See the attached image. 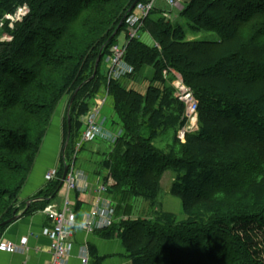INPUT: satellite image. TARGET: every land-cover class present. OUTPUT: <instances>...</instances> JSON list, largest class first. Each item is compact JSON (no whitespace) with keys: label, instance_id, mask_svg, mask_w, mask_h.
Here are the masks:
<instances>
[{"label":"trees","instance_id":"obj_1","mask_svg":"<svg viewBox=\"0 0 264 264\" xmlns=\"http://www.w3.org/2000/svg\"><path fill=\"white\" fill-rule=\"evenodd\" d=\"M136 1L0 0V32L12 36L0 41V225L22 211H43L56 198L64 160L82 137L81 118L107 89L123 134L109 152L91 150L102 158L90 175L107 182L110 173L115 183L107 193L116 208L114 225L96 233L120 237L132 264H264V0H185L178 20L189 31L155 7L141 28L155 45L129 39L125 61L134 72L108 82L105 59L127 33ZM24 6L29 13L11 28L5 17ZM201 32L218 39H187ZM102 49L96 77L70 109L72 134L57 178L37 201L20 206L67 98L63 150L69 103L93 76ZM146 68L150 79L142 77ZM173 72L198 102V130L184 140L178 136L187 123L184 105L164 77ZM125 80L148 85L140 90ZM171 133L165 150L159 148L158 139ZM170 172L176 177L169 194L181 202V219L161 208L162 180ZM138 200L148 212L133 219ZM80 208L77 203L76 214ZM8 226H0V240Z\"/></svg>","mask_w":264,"mask_h":264},{"label":"crops","instance_id":"obj_2","mask_svg":"<svg viewBox=\"0 0 264 264\" xmlns=\"http://www.w3.org/2000/svg\"><path fill=\"white\" fill-rule=\"evenodd\" d=\"M166 9L167 8L163 6H158L156 11L162 16V13H166L163 12ZM175 19H178V17L175 16ZM143 34V38L139 35L141 41L149 46L155 45L154 40L148 33ZM187 39L193 40L195 39V36L189 34ZM104 70L103 73L106 74L107 70ZM146 70L150 69L146 68L144 71ZM148 75L151 76V73L148 72ZM105 125L106 128L111 130L113 119L110 120L108 124L106 121ZM57 134L50 158L45 156L44 159L42 158V161L39 158L37 166L20 198V206L24 202H34L35 196L47 185V173L52 170H58L57 166L62 157L61 130ZM50 137H52V134H50ZM51 139L52 138L49 140ZM94 148L95 147H93V149ZM97 180L98 178H94L90 173L86 172L84 179L83 177H79L78 179L80 189L77 191H68L66 187H63L51 203H56L61 206L63 198L69 197L70 200L74 202V205L76 206L75 208H77V203H80L81 208L78 215L82 218V215L87 214L96 205L97 195L94 193V185H96ZM85 182H88L87 187H89V189L83 188ZM104 199L106 202H110L114 206V202L110 197L105 195ZM137 202L139 206L142 205L141 200H138ZM139 212L140 211H134L131 217L136 219ZM22 214L23 211L19 214L16 221L9 224L3 232L0 240V244L4 241L13 243L18 246L19 251L16 253H10L0 248V264H50L51 239L45 234V230L52 228L51 222L41 210L25 216H22ZM101 231H104V229ZM69 243L71 246L67 264H82V260L86 255L89 258V264H132L131 260L128 258L123 241L117 235L106 237L103 232L90 233L89 231L80 228L74 230Z\"/></svg>","mask_w":264,"mask_h":264},{"label":"built area","instance_id":"obj_3","mask_svg":"<svg viewBox=\"0 0 264 264\" xmlns=\"http://www.w3.org/2000/svg\"><path fill=\"white\" fill-rule=\"evenodd\" d=\"M172 6L180 8L179 0H168ZM155 9V0H151L147 4H138L133 13L127 19V27L129 33V39L137 37L139 29L142 27L144 20L149 16L150 12ZM27 7L20 8L15 16H10V20L13 22L21 21L23 17L27 15ZM165 18L169 16L164 15ZM127 51V44L123 47L115 45L111 49V53L105 59L106 65V78L107 81H119L122 78L132 75L134 70L131 66H128L125 61ZM180 77V75L178 76ZM107 94L109 91L106 89ZM102 99V98H101ZM180 100L187 106L186 119L187 123H198V102L194 97L192 90L188 89L183 92V96L180 95ZM95 101H101L100 98ZM105 105V100H104ZM100 106V107H99ZM102 111L101 103L92 108L87 116L81 119L83 124L82 137L80 141L75 145V150L72 155L71 167L69 163V171L65 179V187L68 191H77L78 178L74 170V165L77 160V156L82 150L85 143H94L97 141H108L114 143L123 132L108 131L104 129L103 122L100 120V112ZM188 129H186L187 131ZM184 140V139H183ZM107 182H103L98 179V185L94 191L97 195L96 205L87 214L82 215V218L76 214V206L69 197L63 198L62 205L59 206L56 203L49 204L43 213L47 216L48 220L52 224V228L46 229L45 234L51 239V261L50 264H67V260L70 256V238L74 230L85 229L90 233L101 231L103 229L110 228L115 222V206L110 202H106L104 195L108 193L115 183L111 176H106ZM57 178V170H52L47 173L46 181L53 182ZM77 178V179H76ZM0 248L10 253H16L19 251L18 246L11 242H1ZM82 264H89V258H83Z\"/></svg>","mask_w":264,"mask_h":264},{"label":"rangeland","instance_id":"obj_4","mask_svg":"<svg viewBox=\"0 0 264 264\" xmlns=\"http://www.w3.org/2000/svg\"><path fill=\"white\" fill-rule=\"evenodd\" d=\"M184 2H185V0H179V4L181 5L180 9L183 8V5L185 4ZM155 6H156V9H157L158 6H163V7L167 8L163 12L171 14V18L173 19L172 22L174 24L175 23H179L182 26L183 30L189 31V27H188V25H187V23L185 21L183 22L181 20L175 19V16L179 17V14H180V11H181L179 8H177L176 6H172L169 3L168 0H155ZM27 11H28L27 12V14H28L29 13V8L28 7H27ZM172 14H173V16H172ZM9 17L10 16H6L5 19L9 23V26L11 28H13V23H15V22L11 21ZM12 17H13V15H12ZM3 23L4 22L0 21V31L3 29L2 28L3 27ZM139 35H141L142 38L144 37L143 36L144 34H143L142 31H140ZM193 36H195V35H193ZM195 39L203 40V41H217L218 37L215 34H212V33L201 32L200 34L195 36ZM128 40H129V35L126 34L125 32H122L116 38L115 44L118 45L119 47H123V46H125L126 42H128ZM0 41L1 42H3V41L10 42V41H12V36L9 35V33H7V32H3L2 31V32H0ZM127 65L129 66V64H127ZM104 69L106 70L105 63H104V66H103V70ZM148 72L151 73L152 71L151 70H146V71H144L143 75L145 76V78H149L150 79L152 77V73H151V76H149ZM143 75H142V77H143ZM129 76H131V75H129ZM178 76H179L178 73L173 72L172 75H168L167 74L164 77H165V80L168 81L172 85V87H174L175 98H178L179 101L184 105V109H185L184 115L186 117L187 106L180 100V95L183 96V92L185 90H188V89L190 90V88L186 85V83L184 82V79L182 78V76H180V77H178ZM122 82H123V85H129V84L130 85H134L135 84V88H137V89L140 88V90H145L147 85H148V83H146V82H143V83H140V84H136V82L132 81V80H130V81L129 80H125V81H122ZM193 94H194V92H193ZM99 97H100L101 101L98 102V101L94 100L92 108L97 107L101 103L102 111L100 112L101 113L100 114V120L103 122V126H105L104 129L108 131V128H106L105 122L107 121V124H108L110 122V120L113 119V123H115V125L114 124L112 125L113 129L111 128V130L120 132V130H122L121 129V125L118 123V119L116 117V114H115L114 110L111 108V106L109 104V93L107 94L106 89H104V91L99 95ZM194 97H195V95H194ZM195 99H196V97H195ZM104 100H105V105H104ZM66 109H67V98H65V100L62 102L60 108L58 109V111L56 113V117L53 120V123L51 125L50 131H49V134H48L49 136H47V138L45 140V143H44V145L42 147L41 153H40L41 157H39V158L41 159V161H42V158L43 159L45 158V156L47 158H50L51 150H52V147H53V145L55 143V137H56V135H58L57 133L60 130H61L60 137H62V144L61 145L63 146L64 137H65V134L63 132V126H64V123H65ZM196 117H197L198 123L189 121L190 122L189 124L185 123V126L183 128H181V129H179L178 136H180V138L182 140L185 138V135L187 134V132H195V131L198 130L199 113L197 114ZM105 119H106V121H105ZM186 129H188V130L186 131ZM50 134H52V137H50ZM171 135H172V133L168 134L166 136H162L160 139H158V141H157L158 147L165 150V148L167 147V145L169 144V142L171 140ZM50 138H52V139L49 140ZM96 146H98V148L100 147L101 150H103L104 152H109V150H111V143L108 142V141H97V142H94V143H85L83 148H82V150L80 151V153L77 156V160H76V163L74 165V170H73L76 173V177L78 179H79V177H83V179H84V176L86 175V172L90 173L91 170L93 169V162L97 161V160H100L102 158L100 156L99 157H95V158L92 157L91 150H92L93 147H96ZM71 160H72V156H70V153H69L67 155L66 162H67V165H69V163H70V167H71V164H72ZM60 166H61V162L58 163L57 168L59 169ZM108 175L111 176L110 173H108L107 176ZM175 177H176L175 174L171 173V172L167 173L163 177L162 185H161L162 186V192H161V196H160V202H161L162 210H164V211H166L168 213H174L175 215H177L179 217V216H181L180 215L181 214V202L178 199L173 198L169 194L170 189H171V185H172ZM88 182L87 183L85 182V185L83 186V188H86V189L88 188L89 189V187H87L88 186ZM64 185H63V187H65ZM97 185H98V180H97L96 185H94V191H95ZM78 186H79V184H78ZM105 195H107V194H105ZM137 203H138L137 201H134V204H133V210L134 211H140L141 212V211H143V209H145V212L146 213L148 212V206H146V207L144 206V208H143V205L139 206ZM115 210H116V208H115ZM179 219H181V218L179 217Z\"/></svg>","mask_w":264,"mask_h":264},{"label":"water","instance_id":"obj_5","mask_svg":"<svg viewBox=\"0 0 264 264\" xmlns=\"http://www.w3.org/2000/svg\"><path fill=\"white\" fill-rule=\"evenodd\" d=\"M140 0H137L135 2V4L132 6V8L130 9L129 13L131 11H133L136 7V5L139 3ZM128 13V14H129ZM128 14L125 16V18L123 19L121 25L119 26V28L116 30V32L113 34V36L110 38L109 40V43L115 38L117 32L119 31L120 27L122 26L123 22L127 19L128 17ZM102 56H103V49L101 50L99 56H98V59L96 61V64H95V71H94V74L93 76L87 81L85 82L84 84H82L77 90L76 92L74 93L73 97L71 98V101L69 103V106H68V119H67V122H68V136H67V140H66V143H65V146L62 150V154H63V158H65V153H66V150H67V147L69 145V142H70V139H71V134H72V126H71V116H70V109L72 107V104L74 103V100L78 94V92L81 90V88L86 84V83H89L90 81H92L95 77H96V74L98 72V69H99V65H100V62H101V59H102ZM68 170H69V166L67 165V163H65V168H64V173L62 175V178L60 180V184L58 186V192L63 188V185L65 183V179H66V176L68 174ZM37 201V200H35ZM40 201V200H38ZM31 204V202L28 203V206ZM18 219V216L6 221L5 223L1 224L0 226H3V225H9L11 224L12 222L16 221Z\"/></svg>","mask_w":264,"mask_h":264}]
</instances>
